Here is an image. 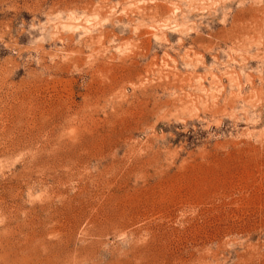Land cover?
I'll return each instance as SVG.
<instances>
[{
	"label": "rangeland",
	"instance_id": "374dc122",
	"mask_svg": "<svg viewBox=\"0 0 264 264\" xmlns=\"http://www.w3.org/2000/svg\"><path fill=\"white\" fill-rule=\"evenodd\" d=\"M0 264H264V0H0Z\"/></svg>",
	"mask_w": 264,
	"mask_h": 264
}]
</instances>
